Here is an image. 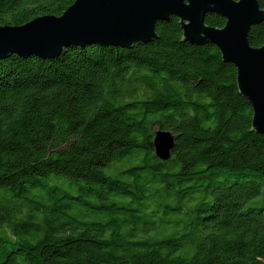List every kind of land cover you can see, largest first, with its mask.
Masks as SVG:
<instances>
[{
	"label": "trees",
	"instance_id": "1",
	"mask_svg": "<svg viewBox=\"0 0 264 264\" xmlns=\"http://www.w3.org/2000/svg\"><path fill=\"white\" fill-rule=\"evenodd\" d=\"M74 1L0 0V26ZM154 32L0 58V264H264V134L236 69L182 41L176 17ZM248 43L264 45V22ZM156 130L175 136L168 161Z\"/></svg>",
	"mask_w": 264,
	"mask_h": 264
},
{
	"label": "water",
	"instance_id": "2",
	"mask_svg": "<svg viewBox=\"0 0 264 264\" xmlns=\"http://www.w3.org/2000/svg\"><path fill=\"white\" fill-rule=\"evenodd\" d=\"M209 14L224 18V26L206 25ZM170 17L178 18L182 41L213 45L222 61L235 67L237 90L251 107L250 130L264 134V45L255 48L248 43L250 28L264 22V9L256 0H75L58 17L0 26V58L50 59L71 46L129 48L155 39V23ZM174 145L171 132H154L152 147L158 160L168 161Z\"/></svg>",
	"mask_w": 264,
	"mask_h": 264
},
{
	"label": "rangeland",
	"instance_id": "3",
	"mask_svg": "<svg viewBox=\"0 0 264 264\" xmlns=\"http://www.w3.org/2000/svg\"><path fill=\"white\" fill-rule=\"evenodd\" d=\"M139 163H138V161L137 162H135V161H133V162H130V163H128L127 165H125V166H122L121 168H120V170L119 171H122V170H124L126 167H128V166H135V165H138ZM106 172L107 173H109V171H107L106 170Z\"/></svg>",
	"mask_w": 264,
	"mask_h": 264
},
{
	"label": "bare ground",
	"instance_id": "4",
	"mask_svg": "<svg viewBox=\"0 0 264 264\" xmlns=\"http://www.w3.org/2000/svg\"><path fill=\"white\" fill-rule=\"evenodd\" d=\"M45 16H47V15H45ZM51 16H53V15H51ZM60 16V15H59ZM55 17H58V16H55ZM32 21V20H31Z\"/></svg>",
	"mask_w": 264,
	"mask_h": 264
}]
</instances>
